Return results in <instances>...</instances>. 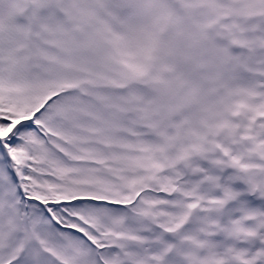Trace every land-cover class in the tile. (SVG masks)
Returning a JSON list of instances; mask_svg holds the SVG:
<instances>
[{
    "label": "snow or ice",
    "instance_id": "6c2138e0",
    "mask_svg": "<svg viewBox=\"0 0 264 264\" xmlns=\"http://www.w3.org/2000/svg\"><path fill=\"white\" fill-rule=\"evenodd\" d=\"M0 264H264V0H0Z\"/></svg>",
    "mask_w": 264,
    "mask_h": 264
}]
</instances>
